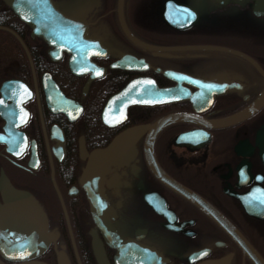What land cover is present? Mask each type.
<instances>
[{
  "label": "flooded vegetation",
  "instance_id": "1",
  "mask_svg": "<svg viewBox=\"0 0 264 264\" xmlns=\"http://www.w3.org/2000/svg\"><path fill=\"white\" fill-rule=\"evenodd\" d=\"M175 1L193 8L198 13L197 21L183 30L167 27L169 37L152 44L237 49L230 41L198 42L199 36L193 38L199 32L195 25L200 21L205 27L217 18L236 21L243 16L259 24L264 18L254 14L255 0ZM50 2L64 14L87 22L88 36L98 40L108 53L91 57V69L73 72L68 63L70 54L58 43H47L45 10L40 0H0V240L5 233L3 227L13 224H3L6 217L5 212L1 213L8 202L5 193L12 188L35 200L39 211L28 216L34 219V230L39 231V216L44 222V232H38L40 239L36 241L47 239L48 244L33 261L99 264L93 244L97 239L105 261L116 264L117 250L96 228L81 182L88 156L128 128L150 125L167 114L194 110L188 100L158 106L133 105L127 108L124 121L106 124L101 114L108 98L136 77L148 76L159 87H173L180 78L174 73L187 74L204 82L198 116L206 122L216 121L249 106L264 88V55L244 52L258 65L260 73L251 62L228 52L143 50L120 32L123 40L137 48L139 55H135L123 49L121 38L101 27L102 21L87 18L94 0L67 8L60 0ZM124 53L143 58L149 68L127 71L114 66ZM237 60L246 68L239 70ZM165 70L171 71L173 78H166L162 74ZM206 85L212 86L211 90ZM182 86L195 91L190 85ZM256 117L259 120L255 124ZM263 124L264 106L252 116L228 125L177 121L156 134L151 152L166 176L219 211L264 260V254L244 229V224L252 229L255 222L264 232V218L247 214L234 195L248 193L255 180L264 189V164L257 147V132ZM146 136L144 132L137 140L131 158L102 175L108 219L117 234L123 240L132 239L140 246L153 248L165 260L163 264H199L224 257H229L227 264H255L219 224L151 170L146 159ZM159 197L168 210L166 217L153 208L161 206ZM225 198L240 210L238 221ZM203 230L206 238L201 235ZM199 250L207 252L190 263L188 256ZM0 260L4 264L22 263L6 259L1 253Z\"/></svg>",
  "mask_w": 264,
  "mask_h": 264
},
{
  "label": "water",
  "instance_id": "2",
  "mask_svg": "<svg viewBox=\"0 0 264 264\" xmlns=\"http://www.w3.org/2000/svg\"><path fill=\"white\" fill-rule=\"evenodd\" d=\"M220 1L222 3L224 2L223 0ZM40 3L41 7L44 5L43 8L45 10L44 20L46 21L45 29H47L46 37H50L47 38V43L49 45H57L58 43L63 51L70 54L68 63L73 72H76V70L84 71L91 69V57L108 53V49L98 40H92L88 36V24L83 20L64 14L62 11L58 10L50 2V0H40ZM122 8L123 0H117L116 13L120 29L131 43L142 49L158 52L182 49H202L228 52L251 62L258 69V71L262 73L257 64L250 57L237 50L216 46L170 48L153 46L141 42L127 29L123 20ZM254 14L256 16L264 15V0L254 1ZM163 18L169 26L177 30H182L197 21L198 13L187 5L178 4L175 0H167L164 4ZM36 22L38 23V20H36ZM54 39H57V41L55 42ZM100 50L101 54H98ZM114 66L127 71H144L149 68V64H147L143 58L139 59L126 53L121 55V57L115 62ZM157 71H160V69H157ZM162 74L166 78H173L170 71H163ZM174 75L176 77L180 75V78H178L177 84L173 87H159L152 78L147 76L137 77L130 80L122 89L108 98L101 114L102 121L106 124L110 122L119 124L125 120L127 108L129 106H158L186 99L191 102L195 112H200L198 102L202 98V94L205 93V90L203 89L204 82L200 79L179 73H174ZM262 75L264 76V74ZM182 84L190 85L196 90L191 92L188 87L182 86ZM209 98L210 96L208 99ZM263 105L264 88L258 97L245 109L220 120L206 122L202 118L198 117L195 112L168 114L157 119L150 125H137L120 132L105 148L94 151L88 156L87 163L82 171L81 182L87 193L90 211L96 228L99 230L104 241L110 247L117 250L115 255L116 264H149L151 261L150 258L153 260L152 264L155 263L154 258L161 261L160 264L165 262L164 259L162 260L161 254L156 253L153 248L150 249L140 246L132 239L123 240L117 234L109 222V209L107 208L106 201L104 200L105 197H103V173H106L111 166H119L131 158V153L135 149V143L144 132H147L145 139L147 163L157 177L175 192L199 206L235 240L243 253L255 264H264V260L261 256L229 221H227L217 210H215L202 198L166 176L159 168L151 154L154 137L164 126L168 124L177 121H190L201 124L207 123L209 126L228 125L239 122L253 115ZM257 145L259 148V157L264 164V124L261 131L257 132ZM234 195L239 199L248 214L264 218L263 209L258 208V203L264 207V189L260 187L259 182L255 180V184L250 188L248 193L242 195L234 193ZM5 196L8 198V202L5 203V206L2 207L3 211H1V213L5 212L4 216L6 217L5 219H2L3 224L7 221H11L13 224H10L5 228L3 227V229H5V233L1 236L0 253L4 255L6 259L22 262L20 264H45L33 261V259L41 252L40 250H43L48 244L47 239L41 241L39 240V243L36 241L40 239V233L38 234V232H44V222H42V217L39 216L37 218V221L41 222L37 229L39 230L38 232L35 231L34 226L31 225V222L34 219L28 217L33 215L34 212L39 211L36 207L37 204L35 200L29 194L12 188H9V190L5 193ZM249 198H252L253 200L248 201ZM258 198H261V201H259ZM160 199L161 198L159 197L158 203H160L159 205L161 206L156 209L153 205V208L157 210L158 213L163 214L166 217L168 210L163 200ZM253 203L254 206L257 207L254 211L252 210ZM26 219L28 220V223ZM93 244L98 263L108 264L102 256L100 241L95 239ZM131 245H135V247L132 248ZM206 252V250L193 252L188 256V259L190 262L199 260L206 254ZM146 253L149 254L148 258L145 255ZM228 261L229 257H224L217 260H205L199 264H227ZM0 264L4 263L0 260Z\"/></svg>",
  "mask_w": 264,
  "mask_h": 264
},
{
  "label": "rangeland",
  "instance_id": "3",
  "mask_svg": "<svg viewBox=\"0 0 264 264\" xmlns=\"http://www.w3.org/2000/svg\"><path fill=\"white\" fill-rule=\"evenodd\" d=\"M167 0H127V17L128 25L131 30L143 40L156 41L169 37L166 32V26L162 20H158L157 16L160 15L162 7ZM63 5L87 3L88 0H60ZM114 0H94L93 7L99 10L98 14L103 15L104 22L102 21L101 27L108 30L114 36L121 38L124 43L123 49L139 55L137 48L129 45L123 37L115 23L114 14L112 9ZM102 17V18H103ZM198 28L193 38L199 36L198 42L203 40L205 42H223L230 41L237 49L250 54L264 55V18L261 19L259 24H254L246 17H240L236 21H228L223 18L213 20L205 27L198 21L195 25ZM163 29V30H162ZM168 31V30H167ZM204 33V34H203ZM197 41V40H196ZM236 65L241 67L240 61H236ZM259 118L253 119L254 123L258 122ZM256 124V123H255ZM200 187V186H199ZM202 189V188H201ZM231 210L236 214V220L241 216L240 210L236 207L235 203H230L228 198H225ZM246 236L251 242L255 243L257 248L264 254V232L260 230L259 225L253 222L252 229L250 226L244 224ZM207 237V233L203 230L201 235Z\"/></svg>",
  "mask_w": 264,
  "mask_h": 264
},
{
  "label": "bare ground",
  "instance_id": "4",
  "mask_svg": "<svg viewBox=\"0 0 264 264\" xmlns=\"http://www.w3.org/2000/svg\"><path fill=\"white\" fill-rule=\"evenodd\" d=\"M116 3H117V0H115V3H112V9L110 10L111 12H113L114 14V19H115V23L118 25V22H117V16H116ZM123 6H124V0H123ZM99 10L95 8H92V10L90 12H87L86 13V16L87 18H91L92 21H96V22H99V21H103L104 22V17L102 18L101 14H98ZM119 26V25H118ZM240 61V60H239ZM241 63V67L240 66H237V68L240 70L241 68L245 69L246 67L244 66V64L240 61ZM256 88V87H255ZM254 88V89H255ZM208 240L205 239V241Z\"/></svg>",
  "mask_w": 264,
  "mask_h": 264
},
{
  "label": "crops",
  "instance_id": "5",
  "mask_svg": "<svg viewBox=\"0 0 264 264\" xmlns=\"http://www.w3.org/2000/svg\"><path fill=\"white\" fill-rule=\"evenodd\" d=\"M161 13H162V11H161ZM160 13V15L159 16H157V19L160 21L161 20V18H162V14ZM127 17H129L128 15H127ZM163 30V29H162ZM137 35V34H136ZM138 36V35H137ZM139 37V36H138ZM147 42H151V41H147Z\"/></svg>",
  "mask_w": 264,
  "mask_h": 264
},
{
  "label": "snow or ice",
  "instance_id": "6",
  "mask_svg": "<svg viewBox=\"0 0 264 264\" xmlns=\"http://www.w3.org/2000/svg\"><path fill=\"white\" fill-rule=\"evenodd\" d=\"M149 83H151V82H149ZM206 87H208V88H209V90H211V87H212V86H207V85H206Z\"/></svg>",
  "mask_w": 264,
  "mask_h": 264
}]
</instances>
